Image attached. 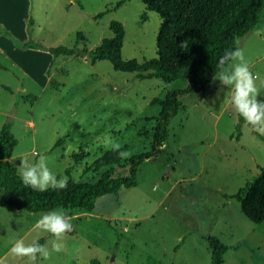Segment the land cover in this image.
Masks as SVG:
<instances>
[{"label": "rangeland", "instance_id": "rangeland-1", "mask_svg": "<svg viewBox=\"0 0 264 264\" xmlns=\"http://www.w3.org/2000/svg\"><path fill=\"white\" fill-rule=\"evenodd\" d=\"M117 1L0 0V128L9 123L17 140L9 160L18 174L22 161L46 156L57 178L71 168L68 178L91 182L107 169L94 165L106 150L127 146L130 156L149 151L151 118L159 112L150 100L183 88L184 79L138 80L105 60L52 59L45 50L72 47L78 32L84 41L77 46L93 49L111 36L108 24L117 20L125 31L122 59L154 58L158 15L139 0L112 10ZM21 40L40 48L22 49ZM237 48L260 86L264 23ZM230 96L218 76L202 94L181 96L184 109L169 120L162 152L140 164L135 187L98 197L90 212L64 210L73 231L60 252L51 250L50 234L35 228L46 212L0 205V264H28L10 249L16 240L40 238L51 254L37 264H209L208 237L228 247L221 264H264V221H249L233 197L238 190L244 195L264 166V141L238 119ZM258 99L264 100V90ZM80 148L84 157L74 162L71 155Z\"/></svg>", "mask_w": 264, "mask_h": 264}, {"label": "trees", "instance_id": "trees-1", "mask_svg": "<svg viewBox=\"0 0 264 264\" xmlns=\"http://www.w3.org/2000/svg\"><path fill=\"white\" fill-rule=\"evenodd\" d=\"M127 0H118L112 10L118 9ZM146 10L155 12L160 24L155 38V57L142 62L136 59H122L121 48L124 39V27L120 21L111 20L108 28L111 36L101 39L93 49L84 45L81 32L75 37L72 47L57 46L46 48L52 59L56 57L85 56L91 65L98 60L108 61L115 71L133 73L138 80L158 79L164 83L184 79L186 85L173 89L161 98H152L150 105H157L159 112L152 117L155 121L152 143L149 151L121 158L123 148H110L95 160L96 168L106 167L94 181L75 182L68 178L67 188L49 189L45 192L34 191L25 186L15 166L9 158L17 145L9 123L0 128V205L12 206L17 210L30 213H43L53 209L68 212H90L95 200L105 194L116 193L120 188H132L137 185L138 168L142 162L162 152V144L167 138V124L178 111L184 109L179 98L184 95H199L206 86L224 70L218 66V60L225 51L237 49V41L256 26L264 23V0H139ZM142 19L145 16L142 15ZM186 41L187 47H180ZM22 49H38L29 42H19ZM50 84L55 86L50 80ZM238 116V115H237ZM245 122L242 117H238ZM240 124L235 131L240 134ZM255 135L264 141V136ZM84 157L80 148L71 158L79 162ZM124 169L125 173H117ZM253 179L244 195L238 190L233 197L239 202L241 213L252 223L264 221V166ZM89 168L85 169L87 172ZM71 168L64 173L69 176ZM227 197V195H225ZM44 244V239L37 240ZM210 250L209 264H221V255L227 246L215 237L207 238ZM179 247L176 246L175 250Z\"/></svg>", "mask_w": 264, "mask_h": 264}, {"label": "clouds", "instance_id": "clouds-1", "mask_svg": "<svg viewBox=\"0 0 264 264\" xmlns=\"http://www.w3.org/2000/svg\"><path fill=\"white\" fill-rule=\"evenodd\" d=\"M180 47H187L186 41ZM231 66L218 73L221 85L230 88V103L234 107L238 117H242L246 125L252 131L264 135V100H259L261 91L264 90V81L258 86L259 77L250 68L242 49L225 51L218 60V66L223 68L225 64ZM116 149L119 145L114 146ZM121 158H127L130 153L121 152ZM20 179L22 183L34 191L45 192L50 188L63 190L67 188L68 177L57 178L56 173L48 166V158L39 156L32 164L22 161L20 165ZM36 229L50 234L51 250L60 252L64 249L63 243L67 233L73 231L71 218L63 209H53L41 215L35 225ZM10 253L19 259L26 258L28 264H37L38 259L47 260L50 257L49 248L41 245L37 240L25 243L24 239L16 240L10 249Z\"/></svg>", "mask_w": 264, "mask_h": 264}, {"label": "crops", "instance_id": "crops-1", "mask_svg": "<svg viewBox=\"0 0 264 264\" xmlns=\"http://www.w3.org/2000/svg\"><path fill=\"white\" fill-rule=\"evenodd\" d=\"M12 36H13V37H16V35H14V34H13ZM21 42H25V41H24V40H21ZM27 49H28V50H29V49L37 50V49H33V48H27ZM11 68H13V67H11ZM9 159H10V158H9Z\"/></svg>", "mask_w": 264, "mask_h": 264}]
</instances>
